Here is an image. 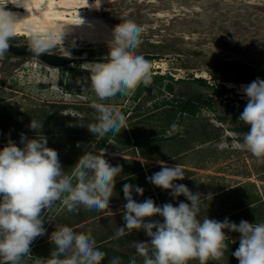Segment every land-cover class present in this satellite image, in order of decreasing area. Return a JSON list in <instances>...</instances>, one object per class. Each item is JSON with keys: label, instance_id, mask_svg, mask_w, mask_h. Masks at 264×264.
I'll use <instances>...</instances> for the list:
<instances>
[{"label": "rangeland", "instance_id": "1", "mask_svg": "<svg viewBox=\"0 0 264 264\" xmlns=\"http://www.w3.org/2000/svg\"><path fill=\"white\" fill-rule=\"evenodd\" d=\"M97 14L114 27L125 19L141 26L143 43L137 54L155 55L154 73L174 77L164 80V84L173 86V92L165 86L160 92L153 83L139 97L135 91L130 97L118 95L103 101L126 116L124 129L106 145L105 151L117 157L111 164L126 167L130 161L137 167L141 162L134 158L140 157L145 159L143 166L155 167L150 176L162 165L179 164L185 179L174 183L201 194V219L207 216L223 222L227 218L237 225L248 219L264 222V163L257 162L240 140L245 133L230 130L238 126L237 121L224 123L217 118L244 110L247 97L239 92L240 83L264 80V0H117L104 5ZM28 42L27 36L10 40ZM62 46L74 60L61 68L48 67L34 58L16 57L9 51L0 59V150L9 139L23 148L21 134L28 139L44 136L46 146L58 152L67 172L85 151L95 149V144L73 137L101 138L87 128L97 122V113L91 107L97 98L90 86V73L94 63L107 60L109 44L65 39ZM52 53L65 55L59 45ZM196 78L210 85L222 83L229 92L222 94L203 86L194 81ZM195 95L215 96V110L202 108L197 116H185L180 123L176 104ZM32 119L42 122L40 132L30 129ZM173 124L179 129L176 138H171L176 134L171 129ZM152 137L159 140L136 146ZM109 157L105 155V159ZM168 193V202L173 206L179 202L190 205L186 197L173 198ZM61 205L57 202L54 207L59 209ZM55 212L50 209L42 213L46 233L32 242L30 258L25 257L22 264H36L40 256L50 258L55 249L50 240L56 230L52 226ZM225 235L232 243H239V233L225 230ZM231 250L228 246L226 252ZM225 257L209 264H239L232 253H225ZM138 264H143V258Z\"/></svg>", "mask_w": 264, "mask_h": 264}, {"label": "clouds", "instance_id": "2", "mask_svg": "<svg viewBox=\"0 0 264 264\" xmlns=\"http://www.w3.org/2000/svg\"><path fill=\"white\" fill-rule=\"evenodd\" d=\"M96 3L100 4V0ZM9 4L23 7L21 0H0V59L8 54L10 40L23 20L8 9ZM78 18L82 24L79 14ZM67 31V26L57 24L55 29L31 32L30 51L36 56L52 54L59 45L69 56L62 46ZM142 32V27L131 19L116 25L107 60L94 63L91 68L90 86L97 98L91 107L97 113V122L87 128L94 136L103 138L111 133L115 138L126 124V116L114 105L103 101L118 95L130 97L141 85L153 84L152 62L137 54L143 43ZM241 89L247 104L239 120L250 127L243 143L257 162L264 163V80L257 78L242 85ZM42 126V122L33 119L29 125L36 132H40ZM171 129L177 131L178 125H171ZM42 137L28 139L21 134L23 148L9 139L7 146L0 150V264H22L25 257L30 258V245L46 233L42 213L52 209L57 202L67 211L76 213L81 206L89 211L109 209L116 180L123 171L121 165L113 166L105 159V150L99 153L88 150L72 167L71 173H67L58 152L48 148L46 137ZM147 179L154 186L170 191L173 198L186 197L190 205L179 202L178 206L171 203L157 206L151 198L140 203L133 199L132 193L135 191L143 196L144 189L124 184L125 226L119 227L114 236L123 237L133 230H143L150 242H133L143 264L222 261L230 241L225 230L240 234L239 247L232 253L239 264H264V222L252 224L241 220L237 225L227 218L223 222L207 216L201 219V194H193L186 185L174 183L185 179L179 164L174 167L162 165L159 172ZM156 216L162 217L163 222L149 219ZM50 240L55 246L50 258L35 260L36 264H103L105 260L106 253L98 249L90 234L75 232L69 226L56 229ZM109 264H121L120 258H112Z\"/></svg>", "mask_w": 264, "mask_h": 264}, {"label": "crops", "instance_id": "3", "mask_svg": "<svg viewBox=\"0 0 264 264\" xmlns=\"http://www.w3.org/2000/svg\"><path fill=\"white\" fill-rule=\"evenodd\" d=\"M106 149V146L103 150ZM95 152L99 150L93 149ZM106 152V151H105ZM110 155L107 160L111 163L116 160L117 157L114 153H108ZM128 158V156H127ZM133 158V157H132ZM138 163L136 166H131L130 161L126 162V167H122L123 171L116 180V186L114 195L110 200V207L104 211H89L83 206L80 207L78 213L67 211L64 205L59 206L60 208H52V212L55 210V220L52 221V226L55 229L61 226H69L75 232H83L90 234L91 237L96 241V245L99 250L106 253L103 264H109L112 258H120L121 264H131L134 260L135 264L142 258L140 257L133 246L134 241L150 242V238L146 235L143 230H133L131 234H126L123 237H115L114 234L119 227L125 226L123 219V213L125 211L124 205L126 200L123 194L124 184H131L133 186H140L144 189L143 196L132 193L133 199L137 202L142 203L144 200L151 198L157 206H162L168 202L169 193L167 190H163L149 183L148 177L150 171L155 167L150 165L149 168L143 166L145 159L137 157L134 158ZM152 164V161H149ZM134 167L136 168L135 170ZM71 173V171H67ZM56 206V205H55ZM152 221L163 222V218L156 216L149 218Z\"/></svg>", "mask_w": 264, "mask_h": 264}, {"label": "bare ground", "instance_id": "4", "mask_svg": "<svg viewBox=\"0 0 264 264\" xmlns=\"http://www.w3.org/2000/svg\"><path fill=\"white\" fill-rule=\"evenodd\" d=\"M115 1L117 2V0H100L98 4L96 0H21L23 7L9 4L13 6L9 10L23 19L17 27L15 36L30 37L31 32L55 29L59 24L68 28L63 40L77 39L93 45H107L113 39L114 26L99 17L97 13L104 5ZM78 14L83 20L82 24ZM248 84L250 83H240L241 94H244L241 86Z\"/></svg>", "mask_w": 264, "mask_h": 264}, {"label": "trees", "instance_id": "5", "mask_svg": "<svg viewBox=\"0 0 264 264\" xmlns=\"http://www.w3.org/2000/svg\"><path fill=\"white\" fill-rule=\"evenodd\" d=\"M10 8L11 7H8V9H10ZM144 57L146 59L150 60L152 63L155 60H157V57L153 54H146V55H144ZM173 78L174 77H172L168 73L165 75H158V74L154 73L153 83H155L159 86L160 92H161L163 86H165V88H167L170 92H173L174 88L171 84H164L165 79H173ZM194 81L200 82V83L206 85L207 87L218 89L221 91L222 94H227L229 92V89H227L222 83H215L214 85H210L207 83L208 82L207 80L201 79V78H196V79H194ZM149 88H150V86L144 87L143 85H141L136 90L137 97L141 96ZM217 101H218V99H216L215 96H211V97L206 98L203 95H195L194 97H190V98H187L185 100L179 101L175 106V108L179 114L178 121L180 123L183 122V120L185 119V116H192V117L197 116V114L199 113V111L202 108H207L209 110H215V108H216L215 105H216ZM170 103L171 102L168 101L167 104H170ZM242 112L234 114V115H222V116H219L217 118L220 122H224V123L230 122V121H237L238 126L232 127V129H230V130L233 132L244 134L250 130V127L246 126L242 121L239 120V117H240ZM178 135H179V129L176 131V134L173 135L171 138H176ZM73 138L80 140L82 142H85V143H93V144H95V149L100 151V150H103L105 148V146L113 139V136L111 133H109L105 137L100 138L99 141H96V139H89V138H85V137H81V136H74ZM158 140L159 139H157V137L147 138L145 140L138 142L136 144V146H138V147L148 146L150 144L155 143ZM240 140L244 141V137H241ZM95 153H98V152H95ZM261 220L262 219H248L247 222L255 224V223H259ZM43 226H44V228L46 227L45 222H44ZM40 237H37L33 242H35V241L37 242ZM228 246L232 250L226 252V254H231L237 250V248L239 247V243H232L231 241H228ZM40 257H42V259H48L49 258L48 256H40ZM233 257L235 260H237L235 256H233Z\"/></svg>", "mask_w": 264, "mask_h": 264}, {"label": "water", "instance_id": "6", "mask_svg": "<svg viewBox=\"0 0 264 264\" xmlns=\"http://www.w3.org/2000/svg\"><path fill=\"white\" fill-rule=\"evenodd\" d=\"M8 51L16 57L34 58L42 62L44 65L54 68L64 67L66 65L71 64L74 60L66 55H61L57 53H52V54L45 53L36 56L32 51H30L28 43L10 45Z\"/></svg>", "mask_w": 264, "mask_h": 264}, {"label": "flooded vegetation", "instance_id": "7", "mask_svg": "<svg viewBox=\"0 0 264 264\" xmlns=\"http://www.w3.org/2000/svg\"><path fill=\"white\" fill-rule=\"evenodd\" d=\"M10 45H18L17 43H10ZM262 45H264V43L262 44ZM196 82V81H195ZM197 83H199V84H201V85H203V86H206V85H204V84H202V83H200V82H197ZM208 84H210L209 82H207ZM207 87V86H206Z\"/></svg>", "mask_w": 264, "mask_h": 264}]
</instances>
